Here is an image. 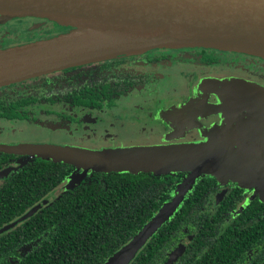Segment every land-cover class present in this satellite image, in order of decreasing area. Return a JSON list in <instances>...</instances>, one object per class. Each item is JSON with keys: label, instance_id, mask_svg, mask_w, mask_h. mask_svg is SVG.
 Wrapping results in <instances>:
<instances>
[{"label": "water", "instance_id": "1", "mask_svg": "<svg viewBox=\"0 0 264 264\" xmlns=\"http://www.w3.org/2000/svg\"><path fill=\"white\" fill-rule=\"evenodd\" d=\"M14 17L46 19L70 30L0 47V85L157 47L213 48L264 58V0H0V19ZM201 88L218 96L216 109L223 116L205 142L118 150L46 144L0 149L64 160L84 170L210 174L253 189L264 201V86L233 78L209 79ZM184 193L165 203L103 264H129ZM176 256L172 253L167 264Z\"/></svg>", "mask_w": 264, "mask_h": 264}, {"label": "flooded vegetation", "instance_id": "2", "mask_svg": "<svg viewBox=\"0 0 264 264\" xmlns=\"http://www.w3.org/2000/svg\"><path fill=\"white\" fill-rule=\"evenodd\" d=\"M27 23L31 24L22 25ZM45 26L52 27L51 29L58 27L65 28L64 31L70 30V27L59 26L55 22L41 18L0 19V47L20 45L56 34L38 35ZM88 64L90 65L83 67ZM233 78L245 79L264 86V58L213 48L157 47L138 53L119 54L0 85V147L46 144L102 150L205 142L209 139L208 133L221 125L223 116L216 109L220 104L218 96L203 90L201 85L209 79L225 81ZM175 81L176 84L185 83L183 93H174L176 87L172 84ZM132 98L137 99L133 103L137 112L129 122L122 123L120 116L113 112L123 105L121 104L123 101ZM100 127L103 130L98 135ZM115 127L146 133L147 142L143 144L129 140L115 142L121 135L117 131L109 130ZM154 133H160L157 142L155 138L152 139L151 134ZM32 157L72 164L77 170L73 174L78 181L83 174L94 170H84L64 160L0 149V187L19 166L24 165ZM141 172H152L156 175L185 172L182 180L189 179V193L193 189V183L200 176L210 175L194 174L193 182L192 171L162 174L153 171ZM215 179L216 181L211 183V190L206 189L209 194L202 192L199 199V202H202L200 208L194 206L190 208L189 222L183 229L177 231L178 238L161 249L160 257H165L166 264L172 253L177 256L171 264H182L183 260H189V264H193L199 257L200 249L196 239L202 241V248L205 249L217 236L214 233L218 235L221 233L219 229L223 228L222 223L214 222L213 228L204 227L201 221L205 215L200 214V211L205 213L216 211L231 191L240 186L232 181L221 182L216 177ZM74 182L75 179L70 183L69 178L62 181L26 213L46 206L53 198L60 196L69 183L72 185ZM186 185L184 190L187 188ZM176 187L163 205L177 194ZM236 193L242 195L233 209V214L237 215L255 197L251 190L245 188ZM183 200L177 206V210ZM260 201L264 202L261 199ZM160 209L161 207L157 208L155 212ZM224 213L221 214L224 216ZM224 219L227 220L228 216H224ZM18 223L16 219L0 228V234ZM188 249L189 254L186 253ZM255 252V247H247L242 262L238 263V259L235 264H255ZM9 260L12 261V258ZM259 264H264V258Z\"/></svg>", "mask_w": 264, "mask_h": 264}, {"label": "trees", "instance_id": "3", "mask_svg": "<svg viewBox=\"0 0 264 264\" xmlns=\"http://www.w3.org/2000/svg\"><path fill=\"white\" fill-rule=\"evenodd\" d=\"M49 37L52 36L44 39ZM74 171L77 170L72 164L32 157L3 182L0 228L16 219L19 223L0 234V264H103L157 213L155 210L163 206L176 186L179 192L187 184L184 196L189 191V179L182 180L185 172L156 175L92 170L78 181ZM191 177L194 182V173ZM67 178L70 183L75 179L76 184L69 183L60 196L22 218ZM215 181L212 175L200 176L185 199L183 196L178 210L146 241L129 264H166L165 257H160L161 249L178 238L177 231L189 222L190 208H200L202 192L208 195L206 189L211 190V183ZM234 189L216 211L198 210L205 215L201 221L204 227L213 228L217 222L223 228L219 229V235L214 233L217 236L205 249L202 241L196 239L200 249L193 264H235L238 259L239 263L247 247L256 248L255 264L264 258V202L253 189H248L255 198L239 214H233L236 202L242 197L236 191L243 188ZM186 253L189 254V249ZM182 264H189V260H183Z\"/></svg>", "mask_w": 264, "mask_h": 264}, {"label": "rangeland", "instance_id": "4", "mask_svg": "<svg viewBox=\"0 0 264 264\" xmlns=\"http://www.w3.org/2000/svg\"><path fill=\"white\" fill-rule=\"evenodd\" d=\"M31 23H27V24H22L24 26H28L30 25ZM45 25V24H44ZM52 27H48V26H45L43 28H41V30L39 31V34L38 35H41V34H45V33H49V34H53V33H57L59 32L60 30L61 31H64L65 28H58V27H55L53 29H51ZM47 34V35H49ZM19 36H21V34H19ZM21 38H24V37H21ZM184 84L181 85V84H176V81L172 84V86L176 87V94L178 93H183V90H184ZM136 98H132V99H129V100H125L123 101V104L122 106H120L119 108H116L115 111L113 112L114 114H118L120 116V121L123 123L125 122H129L132 118H133V114L137 112V110H134V105L133 103L136 102ZM112 114V113H111ZM120 124V123H119ZM119 126V125H118ZM17 128H20L19 126H16ZM15 127V128H16ZM102 128L100 127L98 129V135H100L102 133ZM110 131L112 132H119V135L118 138L115 139V142H126V141H131L133 143H139V144H143L145 142H147V139H145V137L147 136L146 133H141L137 130H134V131H131V130H127V128H124V127H121V128H109ZM133 132H136V133H133ZM153 135V140L154 138L156 139V142L158 141L159 139V136H160V133H154V134H151ZM32 145V144H31ZM33 145H42V144H33ZM45 145V144H43ZM118 149H121V148H113L111 150H118ZM88 150V149H87ZM102 150H109V149H102Z\"/></svg>", "mask_w": 264, "mask_h": 264}]
</instances>
